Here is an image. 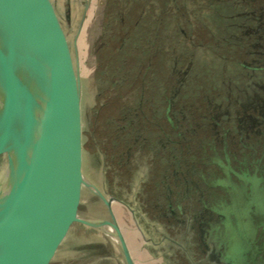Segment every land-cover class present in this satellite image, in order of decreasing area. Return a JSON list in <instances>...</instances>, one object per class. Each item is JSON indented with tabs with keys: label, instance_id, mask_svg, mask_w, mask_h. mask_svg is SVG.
<instances>
[{
	"label": "flooded vegetation",
	"instance_id": "1",
	"mask_svg": "<svg viewBox=\"0 0 264 264\" xmlns=\"http://www.w3.org/2000/svg\"><path fill=\"white\" fill-rule=\"evenodd\" d=\"M228 1L230 2L221 0L220 18L228 21L220 25L225 34L222 35L224 39L217 38V44L221 45L223 42L226 46L231 45L229 52L233 53L232 57L242 71L235 76H229V79L223 77L220 90L222 100L217 104L218 102L208 97L204 112H198L199 105L194 101L197 93L193 87L197 82L205 85L202 90L207 91V84L212 82L208 68L196 74L194 60H188L176 71L170 70L171 74L177 77V86L167 84L170 75H164L161 83H157L165 54L161 33L164 32L163 25L167 24V17L163 19L164 12L161 13L162 24L159 25L161 31L156 28V34L149 35L148 46L145 44L144 48H139L137 44H133L130 50L128 46L130 41L134 40L133 37L137 36L136 30L145 19L147 21L144 15L146 5L135 7L139 2L132 1L122 16L123 23L128 28L125 38L116 49L118 52L115 51V43H112L115 35L104 30L105 24L98 37L99 41L96 40L93 47V53L96 55V77L99 82L102 81L95 95L98 105L92 112L93 136L98 148L95 158L98 159L91 163L92 167L90 165L86 169L83 152L82 168L85 176L107 198L114 197L111 207L136 264L139 263L135 252L141 253V264H169L167 260L170 264H211V261L207 262L208 258L216 259L215 264H236L232 255H228L229 246L225 240L221 244L220 238L217 237V234L222 233L217 222L223 214L218 211L216 203L223 197L229 201L233 190L243 183L247 173L259 172L264 177V0ZM53 4L55 5L54 2ZM92 6L93 3L86 1L83 7L74 42L76 60L69 42L73 65L75 69L79 68L80 72L82 118L86 84L82 74L85 64L80 62V56L81 52L83 54L85 51L83 30L88 23L87 19L91 17L89 10ZM158 10L164 11L162 5H159ZM224 10L230 13H224ZM169 14L167 11L168 18ZM58 19L67 38L59 15ZM146 21L145 25H149ZM105 22L107 24V21ZM132 28L135 29L133 32ZM165 31L168 36L172 34L168 25ZM187 33L185 35L191 36ZM138 37L136 38L143 40V37ZM152 41L156 43L154 47ZM139 50L141 52L138 53ZM148 56L156 57V65L149 60L145 70L143 65ZM174 56V62L179 64L180 55ZM244 70L246 72H243ZM148 71L152 73L151 84H147ZM242 73L243 82L238 77V74ZM132 89L138 91L139 97L132 98ZM211 104L220 107H216L217 110L215 107L211 109ZM223 105L226 108H223ZM174 108L179 112H173ZM153 130L155 134L152 133ZM99 151L104 160L99 159ZM196 154L199 155L198 159ZM201 160L204 165L215 164L208 174L200 172L204 187L189 176V170L193 167L194 173L197 168L194 167L196 161ZM145 163L147 166L143 167ZM175 164L178 165L175 167ZM183 166L186 172L181 170ZM138 171L145 177L140 178L138 191L134 192L135 199H141L147 217L162 223L163 227H166L165 230L171 233L165 234L163 229L151 225L152 232L158 236L159 241H153L147 236L143 227L145 221L137 218V208L125 194V186L129 180L131 183ZM223 177H228L230 181L220 183L215 180ZM117 179L119 184L124 186V192L117 189ZM216 186L224 192H217ZM91 191L93 199L108 212L107 216L98 217L113 220L108 204L97 192ZM205 191L208 192L207 197H203ZM196 195L201 202L197 210ZM260 221L264 226V217H261ZM259 225V229H263V226ZM124 226L126 232L123 230ZM99 229L100 232L111 236L102 228ZM179 232L181 237L177 235ZM111 237L114 238L113 235ZM164 241L169 243L168 246L163 245ZM261 241V238H258L256 248L259 251L256 253V260L264 258V248L259 247ZM150 242L152 247H147L146 244ZM118 245L120 246L119 243ZM78 249L81 251L79 264H91L92 260L97 259L106 260L114 254L104 239L82 245ZM120 249L127 264L121 246ZM156 253L159 256H156Z\"/></svg>",
	"mask_w": 264,
	"mask_h": 264
},
{
	"label": "water",
	"instance_id": "2",
	"mask_svg": "<svg viewBox=\"0 0 264 264\" xmlns=\"http://www.w3.org/2000/svg\"><path fill=\"white\" fill-rule=\"evenodd\" d=\"M1 158L0 264H50L74 222L113 235L136 264L114 197L83 172L80 72L52 0H0ZM83 186L113 220L80 213Z\"/></svg>",
	"mask_w": 264,
	"mask_h": 264
},
{
	"label": "rangeland",
	"instance_id": "3",
	"mask_svg": "<svg viewBox=\"0 0 264 264\" xmlns=\"http://www.w3.org/2000/svg\"><path fill=\"white\" fill-rule=\"evenodd\" d=\"M86 1L93 3L92 9L90 8L89 10L91 17L87 19L88 23L85 24V28L83 30L85 51L83 54L81 52L80 56V62L85 64L84 70L82 69V74L84 75V84H86L83 100V148L86 169L90 167L91 163L98 159V157L95 158L98 148L93 136L92 112L93 109L98 105V99L95 97V95L98 90V85L102 81L99 82V79L96 77V55L93 53V47L95 46L96 40L99 41L98 37L103 32L105 24L104 30H107L106 32L115 35L114 37L112 36V43H115L116 51L117 47L121 44L122 39L125 38L128 28L126 27V24L123 23L122 16L125 15L126 10L129 8V6H131L132 1L139 2L135 4V7L140 5L142 6L143 4L146 5V13L144 15L147 17L149 25H145L144 22L146 19L144 18V24H140V28L136 30L137 32L135 31L137 33L136 35L139 36L138 38L143 37V40L137 39V36L133 37L134 40L130 41V46H128L130 47V50L133 48V44H137L139 48L141 46L144 48L145 44L148 46V43L150 42L148 41L149 35L156 34V28L157 30L161 31L159 26L161 23L160 19L162 18L161 13L164 12L163 19L167 17V24L163 25L162 27V29L164 28V32L161 31V33H163L162 37L164 41L162 43L165 54L163 58V68H160L161 76L159 75V80L157 83H161L164 75H170V79L167 81V84H175V86H177V77H175V74H171L172 72H170V70L173 69L172 71H176L178 68H181L183 64H186L188 60H194L193 62L194 67L196 68V74H200L201 70H204L205 68L209 69L212 82L211 84H207V91L204 92V90H202L205 87L203 84H197V82H195L194 87L192 85L193 89H195L197 93L195 94L196 98L194 101L197 105H199V113L206 111L204 109L207 106L204 104H206L208 101V97H210L215 102H218L217 104H219V102L222 100L220 98V90L222 86V79H224L223 77L229 79V76H235L236 73H240L242 71L238 64L235 63L232 57L233 53L230 54L231 51L229 52L231 45L226 46L223 44V42H221V45L217 44V38L224 39L222 35L225 34L220 25H222L223 22L225 23L228 21H224L223 19L221 20L220 18L222 11L221 0H53L56 6V11L61 18L63 28L66 31L68 41L71 44L73 55H75L74 60H76L74 44L75 37L78 32L83 7ZM227 2L230 1L227 0ZM159 5H162L164 11L158 10ZM167 11L168 14L172 12L169 14V18L166 16ZM223 12H226L227 14L230 13V11L228 13V11L225 10ZM105 21H107V24ZM167 25L169 26L170 32L172 33L170 36L167 34L169 30L167 32L165 31ZM134 30L135 29L132 28L131 32ZM186 32H188L187 34L189 35L191 34V36L185 35ZM230 40L233 41L235 39ZM152 42L154 47V44L156 45V43L154 41ZM116 52H118V50ZM139 52H141V50H139L138 53ZM175 54L178 56L180 55L179 64H177V62L175 63L173 60V58H175ZM149 58H146L144 62L143 66L145 67V70L149 60L154 62V65H156V57L154 56L153 58ZM133 60H135V56L133 57ZM151 70L153 72L155 71L152 68ZM243 72L246 71L244 70ZM151 75L152 73L148 71L147 84H151ZM176 75L178 74L176 73ZM238 75L240 79L241 77H244L243 73ZM256 75L259 76V74ZM241 81L243 82V79H241ZM225 87L226 86L224 85V88ZM132 92V98L139 97L140 94H138V91L136 92L134 89H132ZM184 102L187 103V100L185 101L184 99ZM210 107L211 109L215 107L214 109L217 110V108L219 109L220 106L211 104ZM223 108L226 107L223 105ZM173 112H179V110L174 108ZM177 116L180 118L182 117V115ZM152 133L155 134L154 130ZM175 135L177 138L176 131ZM100 154L99 159L102 160L103 154H101V156ZM187 154L191 153H186V155ZM198 156L199 155L196 154L197 159ZM191 158L193 159L195 157ZM145 160L147 161V159ZM4 164V158H1L0 171L3 169ZM177 165L178 164H175L174 166L176 167ZM146 166L147 165L145 163L143 167ZM214 166V163H211L210 165H204L202 160L199 162L196 161V165L194 167L197 168L194 170L195 172L193 173V167L189 170L190 179H195L199 185L201 184L202 187H204V182L200 180V172L202 171L208 174V171H211ZM181 170L183 172L187 171L184 166ZM143 171L145 172V168ZM143 171L141 172L143 173ZM144 177L145 176L140 174L138 171L136 175L133 176V179H131V183L130 180L128 181V184H130L131 187L128 184L125 186V194L127 195L129 201L132 202L134 207L137 208V218L142 222L145 221L146 224L143 222V227L147 236L151 237L153 241H159L160 239L158 236L152 232L153 229L151 228V225L153 227L157 226L158 228L163 229L165 234L170 232L165 230L166 227H163L162 223L158 222L157 220H153V218L147 217V214L142 208L143 202L141 199L136 200L134 197V192L138 191L140 178L144 179ZM244 179L245 180L243 183L235 187V190H233V193L230 197L231 199L229 201H226L223 197L225 201L220 199V201L216 203V206L219 209L218 211L223 214V216L220 217V221L217 222L222 233L217 234V237L220 238L221 244H223L222 242L225 240V243H227L229 246L230 254L228 255H232L231 257L236 264H264V258L260 257L261 260H256V253L259 251V249L256 248L258 245V238H261L262 240L259 247H261V249L264 248V245H262L264 243V226L263 222H261L262 220L259 222L260 218L264 217V177L259 172L255 174L249 172L246 174ZM215 180L220 183H224L225 181L228 183V181H230L228 177L216 178ZM115 185L117 189H122L121 191L124 192V186L119 184L118 179L115 181ZM107 189H109L108 186ZM215 190L219 193L224 192L219 186H216ZM207 195L208 192L205 191V195L203 197H207ZM197 197L198 195H196L195 200L197 201L195 207L196 210L199 208L201 203L198 201ZM93 198L94 195L90 188L83 186L82 197L79 206L80 213L82 215L107 216V209L102 207V205ZM259 224L263 226V229H259ZM123 230L124 232L127 231L125 226L123 227ZM180 233L181 232H179L177 235L180 236ZM103 234L104 233L100 232V229L97 227L90 226L82 222H74L63 242L56 251L54 257L52 258L50 264H79V256L81 255V251H79L78 247L100 239L106 240L108 246L113 250L114 254L111 258L106 260H92L91 264H125L120 246L116 242L115 238L111 237L112 235L108 236ZM129 243L131 246L133 245L131 241ZM168 244L169 243L167 241H164L163 245L168 246ZM146 246L152 247V243H147ZM135 255L136 260L139 264H141V253L135 252ZM153 255H155L154 252ZM156 256H159V254L156 253ZM206 260H208L207 262L211 261V264H215L216 262V259L214 258L211 260L208 258ZM166 262L170 264L168 260Z\"/></svg>",
	"mask_w": 264,
	"mask_h": 264
},
{
	"label": "crops",
	"instance_id": "4",
	"mask_svg": "<svg viewBox=\"0 0 264 264\" xmlns=\"http://www.w3.org/2000/svg\"><path fill=\"white\" fill-rule=\"evenodd\" d=\"M82 140H83V118H82ZM83 152H84V148H83Z\"/></svg>",
	"mask_w": 264,
	"mask_h": 264
},
{
	"label": "bare ground",
	"instance_id": "5",
	"mask_svg": "<svg viewBox=\"0 0 264 264\" xmlns=\"http://www.w3.org/2000/svg\"><path fill=\"white\" fill-rule=\"evenodd\" d=\"M110 230V229H109Z\"/></svg>",
	"mask_w": 264,
	"mask_h": 264
}]
</instances>
